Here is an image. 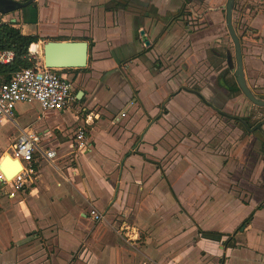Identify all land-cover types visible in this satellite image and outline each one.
Here are the masks:
<instances>
[{"label": "crops", "instance_id": "1", "mask_svg": "<svg viewBox=\"0 0 264 264\" xmlns=\"http://www.w3.org/2000/svg\"><path fill=\"white\" fill-rule=\"evenodd\" d=\"M108 1L35 0L33 13L10 18L24 34L40 36L37 50L48 40L86 38L92 47L84 69L62 70L76 96L83 92L71 108L19 102L41 114L24 124L0 119L36 131L59 166L51 184L42 172L52 164L36 154L33 184L14 196L0 186V264H264V189L253 192L245 181L257 167L259 182L264 164L240 157L252 137L184 89L211 81L206 99L225 114L256 109L243 96L226 99L218 85L210 48L226 25L222 10L210 8L221 1L190 2L182 16L180 0ZM0 15L8 22L9 14ZM253 15L264 38V9ZM244 71L252 90L264 88V43L245 54ZM79 126L89 137L82 148L75 145ZM19 131L0 149L10 144L8 154ZM92 208L104 218L95 221Z\"/></svg>", "mask_w": 264, "mask_h": 264}, {"label": "built area", "instance_id": "2", "mask_svg": "<svg viewBox=\"0 0 264 264\" xmlns=\"http://www.w3.org/2000/svg\"><path fill=\"white\" fill-rule=\"evenodd\" d=\"M30 52L31 57L36 60L35 53H38V50L34 52L31 49ZM14 57V51L0 50V62L4 64L13 61ZM62 70L61 68L47 67L43 59V61H36L34 66L15 71L7 80H0V119H12L16 105L19 102H37L45 111L71 108L78 98L72 80L64 75ZM88 118L89 116L86 121ZM75 137L77 148L85 147L89 143L85 126L77 128ZM40 140L41 136L33 129L20 127L17 140L8 153L13 159L20 161L22 168L11 179L0 168V186L8 187V194L11 196L35 182L37 168L34 158L36 154H41L51 162L52 166L59 169L56 162V150L42 149ZM6 156L7 152H4L0 157V161H3ZM90 214L95 221L104 218V213L96 208H92Z\"/></svg>", "mask_w": 264, "mask_h": 264}, {"label": "rangeland", "instance_id": "3", "mask_svg": "<svg viewBox=\"0 0 264 264\" xmlns=\"http://www.w3.org/2000/svg\"><path fill=\"white\" fill-rule=\"evenodd\" d=\"M238 5H239V7H238V14L236 17V23H237L238 29H240V37H241V41H242V47L244 49L243 50L244 53L246 54V53H250L251 51H253V48L257 45L258 37H256V36H257V34H259V32H255V30L252 27V24L249 23L248 21L249 20L252 21V19L254 18V15H253L254 9H256V8L264 9V0H238ZM247 9H249V11ZM17 12H20V11L9 13V16L6 17V20L9 22L11 16L15 17L16 14L20 15V13H17ZM257 12H258V10H257ZM2 16H5V15L3 14ZM262 16L264 17V15H262ZM259 22H260L259 25L261 26V28L264 32L263 19H260ZM42 46H43L42 43L39 44L38 53H35V56H37L36 61H43V47ZM31 47H32V45H31ZM31 47H30V50H31ZM229 47L231 49V52L234 51L233 45H231V42L228 41V42L224 43L218 49V51H217L218 54L215 55L214 53H212V55H213L212 57L213 58H217V57L219 58L218 59L219 65L222 68H224L223 70L225 72H227L229 80L231 82H233L234 80H236L235 75L231 71V67L226 68L227 63L225 62L227 59L226 56H227V51H228ZM217 55H219V56H217ZM222 62H225V63L222 64ZM233 62H234L233 66H236V61L234 60ZM16 109H17V111L13 113L12 118L15 117L17 120H18V117L21 118L18 120L19 123H21V124L25 123V120H23L22 118L34 120L35 118H37V116L39 114H41V109L39 108L38 105H35V104L18 103L16 106ZM261 110L262 109H260V108L255 109L253 111V113L260 116ZM255 118H257V117L254 116V118L251 119V121L253 123H255L258 120ZM18 131H19L18 126L12 120H8L4 124L0 123V145L8 143L9 137H11L12 135H13V137H15L18 134ZM262 142L263 141H257L255 138L252 137L250 147L247 150H245L243 153V156L240 155V157H245L248 160H257V163H256V165H257L259 162H261L262 158H264L263 154H262V152L264 151V145ZM9 145L7 147H1L0 153L9 150V148H10ZM255 169L257 170V167L256 168L252 167L251 168V171H252L251 176L252 177L248 180L245 179V181L247 182L246 184L249 185V189H251L253 192L256 190L255 186L261 187L264 189V171L258 170L257 174L262 178L259 181L260 182L259 183V182H256V179L254 177ZM42 176H43L44 180L47 179L48 182L51 184L55 183L56 178H59L58 171L56 170V168L54 166H50V165H45L43 167ZM241 188L244 189L242 186H240L238 184L237 189H235V190L237 192H239V194H240V193H242ZM245 196H248V195L245 194ZM236 211H238L236 214L240 213L239 209H237Z\"/></svg>", "mask_w": 264, "mask_h": 264}, {"label": "flooded vegetation", "instance_id": "4", "mask_svg": "<svg viewBox=\"0 0 264 264\" xmlns=\"http://www.w3.org/2000/svg\"><path fill=\"white\" fill-rule=\"evenodd\" d=\"M19 3L21 4H25L27 3L28 0H17ZM113 0H109L108 2H112ZM221 1V7H212L210 8V10H217V9H221L223 14H224V20H225V35L224 36H219L218 37V41H216V45L211 47L210 48V56L212 57V53H214L215 55L218 54L217 51L218 49L226 42L230 41L231 42V45H233V49L234 51L231 52V49L230 47L228 48V51H227V56H226V63H227V67L226 68H229L231 67V71L234 73L235 75V72L234 70L237 68V52H236V44H235V41L234 39L232 38V35L229 31V28H228V25H227V3L229 0H220ZM117 2H124L123 0H118ZM179 2H184V7L183 9L181 10L180 14L178 16H182L183 14L186 13L185 10V7L187 4H190V2H207V0H180ZM215 2V1H213ZM234 4H233V10H232V22H233V26H234V30L240 40V45H241V49H242V55H243V65H244V57H245V53H244V49L242 47V41H241V37H240V29H238L237 27V23H236V17H237V14H238V0H234L233 1ZM0 4H1V8L2 10H6L9 8V1L8 0H0ZM122 5V4H120ZM38 5L37 3L35 2V0H33L32 2H30L29 4H26L24 7H19L15 10H12V11H8V12H0L2 15H7L11 12H16V11H20L21 14H26L27 12H30L32 11V13L35 11V9H37ZM120 7V6H119ZM107 9L109 10H115V8H109L107 7ZM206 9V8H205ZM249 11V9H247ZM29 14V13H28ZM249 15V14H248ZM246 19V18H245ZM249 23H251V21L249 20L248 21ZM15 24V23H13ZM254 29V28H253ZM255 30V29H254ZM255 32H259L258 30H255ZM224 37L226 39H224ZM258 37V41H257V45L255 46V48L257 47H261L264 43V38L261 36V34H257ZM92 43V42H90ZM90 46V44H89ZM92 47V46H91ZM153 51L154 55H155V59H156V64L158 66V68H161L162 66V61L160 59V56L159 54L156 52V50L154 49L153 45L149 47V51ZM219 56V55H217ZM216 57V56H215ZM216 59H219L218 57L217 58H213L212 57V61L215 62ZM236 61V66H233V61ZM158 62V63H157ZM225 62H222V64H224ZM232 65V66H231ZM218 66V67H217ZM217 69L219 70V74H218V85L223 87L225 90H226V99L230 98V97H236V96H243L244 98H246L248 101L251 102V104L253 106L256 107V109L260 108L262 109L261 110V114L260 116L257 115V118L255 119H258L255 123H253L251 121L252 118H254L253 115H256L254 114L253 112H251V114H248V115H242V116H239V115H228V114H225L223 111V106H221L222 104H220L218 107L217 106H213L212 104H210V102L206 99L211 95V91L212 90V85L214 84L213 82L209 81L206 85H204L203 87L198 85V83H195L194 85L192 84L191 86L192 87H189V88H184L186 90H189L193 93H195L204 103H209L210 106H212L214 109L218 110V112L222 115H226L229 119H232L235 124H237L243 131H244V135H250L251 137L255 138L257 141H263V145H264V106H260V105H257L255 104L254 102H252L244 93L243 91L241 90V88L239 87L238 83H237V80H234L233 82H231L229 80V77L227 75V72H225L220 65H216ZM245 73V71H244ZM235 78H236V75H235ZM246 79V78H245ZM236 83L237 86L239 87V91L236 92V93H233L231 90H230V86L228 84H231V83ZM247 83V81H246ZM248 85V84H247ZM248 87L250 88V86L248 85ZM256 89V92L254 90H252V88H250V90L252 91V93L256 96V98L258 99H261V100H264V88L262 87H259V88H255ZM263 154V157H264V151L262 152ZM236 156H237V153H236ZM261 162L264 164V158H262Z\"/></svg>", "mask_w": 264, "mask_h": 264}, {"label": "water", "instance_id": "5", "mask_svg": "<svg viewBox=\"0 0 264 264\" xmlns=\"http://www.w3.org/2000/svg\"><path fill=\"white\" fill-rule=\"evenodd\" d=\"M9 8L6 10H2L0 4V12H8L15 10L19 7H24L26 4H29L33 0H28L27 3L21 4L17 0H8ZM234 0H229L227 3V25L229 31L232 35V38L236 44V52H237V68L234 70L236 75V80L243 91V93L255 104L264 106V100L256 98V96L252 93L250 88L248 87L245 79L244 73V65H243V55L242 49L240 45V40L234 30L233 22H232V10H233V2ZM12 23L16 22V18H13ZM140 36L144 39V44L146 46H150L151 41L146 37V32L144 29L140 30ZM34 43L32 44L31 49H33ZM43 59L44 63L47 67L54 68H83L88 64L89 57V42L87 40H48L43 44ZM83 94L80 91L78 99H81V95ZM6 159H11L15 164L17 163L16 170L22 167L21 163L17 159H13L10 156H6ZM12 171L11 173L15 172ZM9 172V174H11Z\"/></svg>", "mask_w": 264, "mask_h": 264}, {"label": "trees", "instance_id": "6", "mask_svg": "<svg viewBox=\"0 0 264 264\" xmlns=\"http://www.w3.org/2000/svg\"><path fill=\"white\" fill-rule=\"evenodd\" d=\"M40 39L41 38L38 35L24 34L21 28L15 26V24L3 22L0 16V50H12L15 53V57L10 63L4 64L0 62V80L9 79L15 71L21 68L35 65L36 60L31 57L30 47L33 43H38ZM82 40L87 39L85 38ZM91 46L92 43H90V47ZM79 69L81 68H77V70ZM63 70H69V68H64ZM228 85L230 86L229 88L233 93H236L240 90L235 82ZM252 217L253 214L247 217L241 224L240 228L247 225ZM204 235L217 240L221 238L219 235L211 233H206ZM227 242L229 243V241H226L225 244H227Z\"/></svg>", "mask_w": 264, "mask_h": 264}, {"label": "bare ground", "instance_id": "7", "mask_svg": "<svg viewBox=\"0 0 264 264\" xmlns=\"http://www.w3.org/2000/svg\"><path fill=\"white\" fill-rule=\"evenodd\" d=\"M36 45H34V47H33V50H34V52H36ZM7 156H10V158H11V155L8 153L7 154ZM12 164H14V165H12ZM16 166H17V163L15 164L11 159H3V161L1 160L0 161V168L6 173V175H7V177L8 178H10V176H14L15 174H16V172L17 171H19L20 169H18L17 171H15L16 170ZM7 168H10V169H7ZM12 171H15V172H13V173H11ZM9 172L11 173V174H9Z\"/></svg>", "mask_w": 264, "mask_h": 264}]
</instances>
